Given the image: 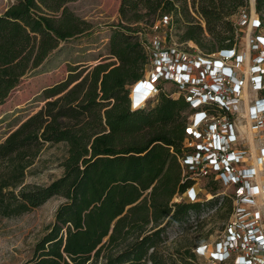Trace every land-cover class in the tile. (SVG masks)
Masks as SVG:
<instances>
[{
    "label": "trees",
    "instance_id": "obj_1",
    "mask_svg": "<svg viewBox=\"0 0 264 264\" xmlns=\"http://www.w3.org/2000/svg\"><path fill=\"white\" fill-rule=\"evenodd\" d=\"M71 1L16 0L0 13V106L60 43L85 34L65 11L56 20L39 15L57 13ZM247 6L248 0H118L106 42L115 63L70 67L63 81L40 91L42 105L0 141V216H18L54 195L63 198L23 264H95L102 253L101 264H197L193 250L158 246L172 230L190 229L222 198L215 192L221 185L210 174L202 185L206 198L172 199L194 183L178 162L188 154L182 147L188 103L181 92L173 96L158 85L154 96L131 109L129 90L147 65L139 37L164 31L170 41L173 17L181 27L179 42H191L201 55L234 49L239 34L233 18ZM253 7L264 30V0H253ZM163 16L169 18L166 29L153 31ZM203 108L226 115L214 105ZM60 142L66 144L62 175L15 191L23 159Z\"/></svg>",
    "mask_w": 264,
    "mask_h": 264
},
{
    "label": "rangeland",
    "instance_id": "obj_2",
    "mask_svg": "<svg viewBox=\"0 0 264 264\" xmlns=\"http://www.w3.org/2000/svg\"><path fill=\"white\" fill-rule=\"evenodd\" d=\"M15 1L16 0H0V13ZM117 6L118 0H74L65 3L62 6L64 9L61 8L57 13L44 11L39 14L46 18L56 20L60 18L61 13L65 11L66 15L69 16V19L74 23L73 25L76 30H85V34L60 43L59 50L52 53L43 66L31 71L22 78L17 88L0 106V141L10 129L22 121L26 116L35 112L42 105L43 98L40 95V91L47 86L63 81L66 78L67 70L70 67L74 66L77 70H84L91 68L94 64L98 63H115V59L109 58L106 54V42L110 33V26L115 25L117 22ZM247 7L246 8L249 11L254 9L252 6V0H248ZM190 15L194 18L193 13H190ZM171 19L173 21V27L170 44L165 42L163 38L164 36L162 35L163 32H146L140 36V40L146 44H152V42L158 43L154 44L153 47L154 50L157 51H162L172 46L185 55L189 60H197L198 57H201L198 49H195L191 42H179L181 27L177 26L173 17H171ZM238 34L239 41L236 49L237 54L251 55L254 51L247 43L246 35L264 36V30L249 32L246 27L243 26L239 29ZM215 56L216 54L211 57L214 58ZM245 66L246 64H243L242 62L235 67L237 78H240L241 80H244L245 77ZM150 69L149 65L143 76V80L148 78ZM192 74L196 75L198 72L193 71ZM157 85H159V88L163 92L175 96L176 92L172 84L165 83ZM189 89L190 87H187V90ZM155 90L156 91L152 92L149 97L156 94L158 89L155 88ZM130 91L131 88L129 90V96ZM159 92L161 93V91ZM259 94L264 95V88L261 93L255 95L249 87H245L242 95L243 98L241 97V94L238 98L237 112L229 114L236 141L227 144L226 149L228 152L231 150L244 152V155L239 162L233 165L236 170L253 166L256 167V162L254 160L256 159V156H258V146L260 144L264 147V129L261 128L258 131H250L246 120L247 105L251 104L250 102L252 101V98L257 95L260 96ZM154 102L155 100L149 103V106L153 105ZM142 104L143 103H141V105ZM228 121L227 118H220L218 120L219 125ZM201 129L203 130L204 128L201 127ZM248 136L251 138L252 144L246 139ZM196 143V141L188 137H184L182 142L183 147L185 148H194ZM252 149L253 151L255 150V153L253 154ZM65 154V143H46L39 147L32 156L25 157L23 159L25 168L23 170L22 183L15 188V191L20 187L30 188L43 186L60 177L62 175L61 163L65 158ZM257 167L254 168L256 172L258 171L257 176L254 177V180L248 179V181L259 187V185L264 182V162L262 166L263 168H260L259 166ZM211 168V165H209L207 161H201L196 164L194 170H191L194 173L205 172V175L203 177H198L195 184L191 187L193 192H199L202 199L210 194L206 190H202V185L210 178L209 175L212 174ZM233 191L234 188L231 185H221L220 188H217L215 192L220 193L222 198L213 202V206H208V210L204 212V215H202L198 221L192 224L190 229L181 231L172 239L159 244L158 249L164 252H170L178 248L194 251L197 246L203 245L206 246V250H210L216 242L226 239L228 236L227 224L231 218L230 214L232 206V203L229 202L227 196H232ZM261 195L258 196L255 192L250 193L249 196L253 198L256 206H247L245 210L249 213L246 217L248 222L253 221L250 214H254L255 211L258 213L259 219L256 220V224L254 225H256L259 233L264 237V204L263 202L261 203ZM172 199L184 200V197L174 194ZM61 202H63V198L54 195L40 206L32 208L18 216H0V264H23L30 258L33 245L51 225L54 211ZM240 226L241 225H239V228ZM150 228L151 224L146 225L143 228V232L148 231ZM236 231L238 236L236 241L240 243L239 234H241V231H238V229ZM102 261L103 253L102 255L100 254L95 264H101ZM196 263L210 264L204 257L196 259Z\"/></svg>",
    "mask_w": 264,
    "mask_h": 264
},
{
    "label": "built area",
    "instance_id": "obj_3",
    "mask_svg": "<svg viewBox=\"0 0 264 264\" xmlns=\"http://www.w3.org/2000/svg\"><path fill=\"white\" fill-rule=\"evenodd\" d=\"M247 8L240 9L234 16L233 23L236 30L239 31L241 27L245 26L249 32L260 31L254 9L249 11ZM168 21L169 18L163 16L152 27L153 31L157 25L166 29ZM162 35L165 42L170 44L171 40L166 41L164 31ZM246 37L247 43L254 51L251 55L237 54L236 46L234 49L219 50L211 55H201L197 60H189L172 46L157 51L153 47L158 43L146 44L140 40L146 52V69L149 65L151 69L147 79L143 80L142 78L132 86L139 85L143 88L145 84L150 83L153 92H155L157 84L170 83L174 86L176 94L181 92L188 103L184 137L197 142L194 148H186L188 154L178 159L180 166L184 169L183 173L188 174V178L194 181V185L197 178L203 177L205 172L194 173L191 170L195 169L198 162L207 161L212 167L213 178L220 185H231L234 188L232 196H230L232 206L231 218L227 224V238L216 242L210 250H206V246L201 245L193 251L198 258L204 257L210 264H264V237L254 225L259 219V215L256 211L254 214H250L254 223L253 221L248 222L246 217L249 213L245 210L247 206H256L249 194L255 192L256 195H259V189L264 194V182L259 187L249 182L248 179L254 180L253 167L236 170L233 166L239 162L244 152L237 150L228 152L226 149L227 144L236 141L229 114L237 112L238 98L244 84L248 85L247 87L255 95L261 93L264 88V36L249 34ZM215 54L216 56L212 58L211 56ZM242 62L246 64L244 80L237 78L235 70V67ZM193 71H197L198 74L193 75ZM187 87L190 89L187 90ZM257 96L252 98L250 105H247L248 117L246 116V120L250 131L264 129V95ZM204 105H214L224 111L226 115L213 116L204 110ZM198 117H200L199 121ZM220 118H227L229 121L219 125ZM201 127L204 129L202 130ZM255 162L257 166L263 168L264 147L260 144ZM191 187L192 185L179 194L184 197V201L192 202L199 198V192H193ZM239 225H241L240 228ZM237 229L241 231L239 234L240 243L236 241L238 238ZM180 232L176 229L172 230L166 240L172 239ZM201 249L203 251H200Z\"/></svg>",
    "mask_w": 264,
    "mask_h": 264
},
{
    "label": "clouds",
    "instance_id": "obj_4",
    "mask_svg": "<svg viewBox=\"0 0 264 264\" xmlns=\"http://www.w3.org/2000/svg\"><path fill=\"white\" fill-rule=\"evenodd\" d=\"M149 85L150 87H148ZM138 86L139 85L132 87L130 93L132 95V97L130 96L131 109L141 106V103H143L147 98H149V96L153 92V88L150 83L145 84V88L143 87V91L142 90L137 91Z\"/></svg>",
    "mask_w": 264,
    "mask_h": 264
},
{
    "label": "bare ground",
    "instance_id": "obj_5",
    "mask_svg": "<svg viewBox=\"0 0 264 264\" xmlns=\"http://www.w3.org/2000/svg\"><path fill=\"white\" fill-rule=\"evenodd\" d=\"M140 87H141V86H140ZM245 87H247V86L244 84V86H243V88H242L241 97H242V95H243V91H244V88H245ZM144 88H145V86H144ZM141 90L143 91V88H142V87H141ZM242 98H243V97H242ZM246 112H247V115H246V116L248 117V111H247V109H246ZM244 131H246V130H244ZM246 139L250 142V144H252V143H251V138H250L249 136H248ZM253 153H255V150L253 151V149H252V154H253ZM253 158H254V155H253ZM254 161H255V160H254ZM255 166L257 167V165H255ZM253 167H254V166H253ZM256 167H254V168H256ZM254 168H253V169H254ZM257 168H258V167H257ZM257 174H258V171L256 172V171L254 170V175H253V176L256 177ZM258 193H259V195L262 194V195L260 196V200H261V203L263 202V204H264V194L261 192V189H260V192L258 191ZM259 195H258V196H259Z\"/></svg>",
    "mask_w": 264,
    "mask_h": 264
},
{
    "label": "snow or ice",
    "instance_id": "obj_6",
    "mask_svg": "<svg viewBox=\"0 0 264 264\" xmlns=\"http://www.w3.org/2000/svg\"><path fill=\"white\" fill-rule=\"evenodd\" d=\"M185 79H187V78L185 77ZM148 87H150V85H149ZM139 90H140V86L137 87V91H139ZM197 119H198V121H199L200 117H198ZM189 131H191V129H189ZM190 194H191V193H190ZM200 251H203V249H201Z\"/></svg>",
    "mask_w": 264,
    "mask_h": 264
},
{
    "label": "water",
    "instance_id": "obj_7",
    "mask_svg": "<svg viewBox=\"0 0 264 264\" xmlns=\"http://www.w3.org/2000/svg\"><path fill=\"white\" fill-rule=\"evenodd\" d=\"M252 6H253V0H252ZM131 90H132V87H131ZM130 93H131V91H130ZM129 98H130V96H129Z\"/></svg>",
    "mask_w": 264,
    "mask_h": 264
}]
</instances>
